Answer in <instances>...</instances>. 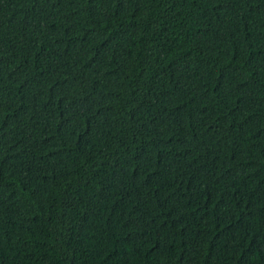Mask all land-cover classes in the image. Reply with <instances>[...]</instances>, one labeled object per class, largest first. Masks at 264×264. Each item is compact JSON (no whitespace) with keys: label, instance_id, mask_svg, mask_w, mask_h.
<instances>
[{"label":"trees","instance_id":"trees-1","mask_svg":"<svg viewBox=\"0 0 264 264\" xmlns=\"http://www.w3.org/2000/svg\"><path fill=\"white\" fill-rule=\"evenodd\" d=\"M0 264H264V0H0Z\"/></svg>","mask_w":264,"mask_h":264}]
</instances>
